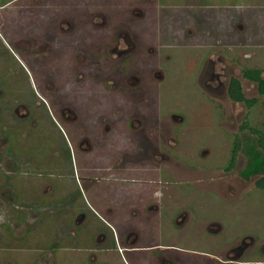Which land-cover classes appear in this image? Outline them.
I'll return each instance as SVG.
<instances>
[{
  "label": "rangeland",
  "instance_id": "374dc122",
  "mask_svg": "<svg viewBox=\"0 0 264 264\" xmlns=\"http://www.w3.org/2000/svg\"><path fill=\"white\" fill-rule=\"evenodd\" d=\"M99 1L0 0V128L4 129L8 139L5 144L7 150L18 159L28 158L41 148L43 149L40 152L48 149L59 151L57 160L65 163V171L69 172L67 180L64 181V189L76 194L73 201L75 210L85 205L82 194L88 201L96 204L99 196L95 195L94 190L97 191L99 187L104 195L101 194L103 206L117 201L114 191L116 188L122 191L125 189L124 192H127L137 188L144 190L148 186V193H151L155 184L141 180V171L128 169L125 164L123 170L109 173L104 171L103 181L94 184L86 181L85 177L89 174L90 177L94 176V166L121 161L120 155L130 150L127 145L134 140V133L130 130V115L140 111L141 107L149 111L153 108V113L145 114L153 118L160 117L164 121H156L157 127L165 128L164 133L172 132L170 168L173 173L165 179L163 185L158 186H164L165 192L168 190L172 198H175L170 202L171 206L192 209L196 223L185 227L181 238H177L180 230L178 227L163 223L164 236L158 237L155 234L159 232L157 226L150 228V225L149 228L156 236L152 240L177 242L180 249L174 248L171 251L177 253L179 260L196 264L219 260L218 256L226 258L229 249L246 240L247 243L255 245L252 246L255 250H247L242 258L249 256L246 260H262L256 264H264V183L258 185V179L264 175V167L249 178L243 176L246 169L254 166L248 160L260 163L264 153L257 150L254 134L242 127L246 123L250 127L264 128V94L260 93L258 82L245 74L246 68L264 70V56L260 58L258 40H254L262 28L264 1L159 0L162 6L150 14L152 23L134 26L141 31V36L137 38L138 51L137 55L132 57V64H135L133 68L140 71L141 75L148 77L154 67L164 70L163 86L161 85L162 89H150L149 100L134 99L135 101L125 98L122 85H125L126 81L119 83V88L116 87L117 84H109L107 81L114 80L113 75L120 80V73L114 70V60L123 64L124 58L129 57L115 59L111 55L113 61L108 64L114 68L111 67L112 71L108 72L110 75L102 74L97 68L98 58L93 55L95 53L81 50V55L86 56L76 57L79 54L75 45L76 31L88 34L91 39H116L115 26L108 24L100 29L85 26L83 31L76 28V31L70 34L66 32V35L61 27L63 20H74L69 18V15L76 18L83 6L89 5L91 12L102 9L106 14L119 9L127 12L129 8L124 5V0H118L115 4L110 0H103L102 3ZM136 3L141 5L139 0H136ZM124 26H120V39L110 41L109 49L112 46L127 47L129 35L126 29L130 30L131 26ZM52 34L59 37L57 41L61 40L62 36L61 49L48 40L45 43L55 49L44 46L39 49L32 40H43V36L49 38ZM81 37L85 39L84 35ZM249 38L251 44L244 47L245 40ZM150 47L156 51L155 54H150ZM260 51L262 53L264 49ZM36 53L38 56L35 57ZM147 53L150 56H147ZM213 53L214 59L210 61ZM160 54H170L172 58L162 64ZM77 60H81L78 63L80 70L74 73ZM98 71L101 72L100 76H97ZM154 73L155 76L160 75H156V71ZM123 75L124 80L130 78L128 74ZM262 75L264 77V72ZM233 76L242 82L247 100L235 101L230 98L228 87ZM133 77L131 80L134 81ZM46 80L53 82L50 87L54 90L45 91L47 97L50 95L53 98L51 102L55 108L59 107L56 102L68 103L77 114L73 122L60 120L62 132L53 126L48 112L40 110L36 105V108L31 106L34 113L30 117L31 121H37L34 125L30 124V118L27 121L17 119L5 110L28 101L39 102L35 90L38 86L44 88ZM156 81L158 80H147L150 84ZM177 115H181L185 120ZM104 120L108 125L103 124ZM122 122L124 126H121ZM105 129L110 130H106L105 136L102 137ZM180 129L187 130L186 136H182ZM175 130H178L180 135L178 142L174 141ZM237 134L241 136L242 149L231 169L228 168L229 159ZM83 136L88 137L93 144V149L89 152H83L79 148L78 138ZM2 139L0 132V143ZM249 149H252V154L248 152ZM178 154L182 163L189 167L197 166V169L186 170L182 163L177 161ZM200 177L203 179L198 180ZM78 184L80 192L76 188ZM59 185H63V182ZM59 185L57 189L61 190ZM191 195V199H198L194 204H197L200 210L189 205L192 204L191 201L184 200ZM179 197L183 201L179 202ZM14 207L18 211L17 206ZM173 209L175 208L171 210ZM62 215L63 209L49 208L30 228L38 230L37 237L46 236L49 223L52 221L54 224L57 221L58 224L64 218ZM88 216L90 218L93 215L88 213ZM48 217L52 218L50 222ZM212 218L220 222L219 229L214 231V240L202 226H197L198 223L202 224ZM56 225L51 228L52 234L58 230ZM88 228L91 241L94 242L97 227L88 224ZM36 236L33 233L29 237L34 239ZM57 236L54 235L53 238ZM58 243L61 241L57 237L55 244ZM184 243L191 246L184 247ZM211 243H214V246H211ZM75 250L71 253L79 251L77 248ZM63 257V263L73 264L77 261L66 260L69 254L65 251ZM25 261L14 260L15 264H24ZM130 261L133 264L151 262ZM86 263L88 260H85ZM114 264H124V261L115 260Z\"/></svg>",
  "mask_w": 264,
  "mask_h": 264
},
{
  "label": "flooded vegetation",
  "instance_id": "af4514ba",
  "mask_svg": "<svg viewBox=\"0 0 264 264\" xmlns=\"http://www.w3.org/2000/svg\"><path fill=\"white\" fill-rule=\"evenodd\" d=\"M103 0H100L99 2L102 3ZM113 4L118 2V0H110ZM141 5H138L136 3V0H124L123 2L125 3L124 5L128 6L129 8L127 9V12H122L120 9L116 12L112 11L111 13L106 14L102 9H97V11H90V6H83V9H80V13H78V16L75 18L71 15H69V18H73L74 20H63V24L61 27L63 28V31L65 32L64 34L66 35L70 34V32L76 31V28H81L83 31V28L85 26H92L93 28H103L107 26L108 24H113L115 26V31H117L115 34L117 36L115 37L116 39L108 38L106 39L105 37H98L96 39H91L89 38L88 34L86 33H79L76 31V49L78 51V56L76 57H85L81 55V50L82 51H87L90 54H93L97 56V68L106 75H110L108 72L112 71L111 67L109 66L108 63H112V58L115 57V59H122L124 56L129 57L128 59L124 58V63L123 64H118V60H114L117 72L120 73V80L116 75L112 76L114 80H107L109 84L114 83L117 84L116 87L119 88V83L125 82V85H122L123 90L125 91V98L128 99V101H135V100H149V94H150V89H162V83H163V78L164 74L161 68H152L150 70L149 77L146 76L145 74L141 75V72L134 69L133 66L135 67V64H132V57L134 55H137L138 51V46H137V38L141 36V31L137 29V27H134L136 25L140 24H150L152 23V19L150 17L151 10L148 11V6L151 5L152 1L149 0H139ZM99 6V5H95ZM109 6V5H108ZM100 8V7H96ZM146 8V9H144ZM112 20V22H110ZM151 20V21H150ZM66 21V22H65ZM124 25H130V30L126 29L128 31L129 39L131 41H126L127 47H117L112 46L109 49V46H111L110 41H115L120 39V34L122 33L121 27H125ZM121 26V27H120ZM97 29V31L99 30ZM62 32V29H60ZM81 31V32H82ZM119 33V34H118ZM81 35L85 36V39L81 37ZM43 40L41 38L39 39H32L33 42L38 45L39 49H43L44 47H47L48 49L54 47H49L45 43L46 40L48 42H52L57 46L58 48L61 49V42L63 43L62 36H60L61 40H56L59 38L56 35H50L49 38H46L43 36ZM27 42V41H26ZM45 43V45H44ZM74 45V44H73ZM120 45V44H119ZM170 47V46H169ZM150 54H155L156 51L152 49L151 47L149 48ZM85 53V52H84ZM38 56V53H36ZM105 54V56H104ZM123 54V56H121ZM162 59L160 61H163L162 64L167 63L166 61L168 59L172 58V55L165 54L164 56L160 54ZM121 56V57H120ZM147 56H150L147 53ZM214 59V53L210 56L209 60L211 61ZM209 60L206 62V64L209 62ZM78 61V62H77ZM77 65L76 68H74V73L75 71L79 72L80 70V65L78 64L81 60H77ZM169 61V60H168ZM205 64V65H206ZM106 67H105V66ZM120 66V68H118ZM114 68V67H113ZM247 69H253V68H246ZM259 69V68H258ZM156 75L155 76V71ZM261 77H263L262 73L264 70H261ZM98 71L97 76L101 75V72ZM84 72H86L84 70ZM123 74H128L130 78L128 77L126 80H124V75ZM132 76L135 79L134 81L131 80ZM247 76V75H246ZM123 77V79H122ZM234 77V76H233ZM231 77V79L233 78ZM238 78V77H235ZM149 79H157L158 81L154 83H148L147 80ZM230 79V81H231ZM106 81V80H105ZM230 81H229V86H230ZM46 84H44V88L41 86H38V88L35 90L36 97L39 99L37 101H28L25 103H21L18 106L12 108L16 114H20L22 117H29L30 115L34 114L32 113V107L39 108L40 110H43L45 112H48L49 115H51L52 119L57 123L60 128L63 129V126L60 122V120H65L68 122H73L74 119L77 118V114L74 111V109L69 106L70 104H61L57 103L56 104L59 106L58 109L55 108V105H53L52 97L48 95L49 97L46 96L45 90L48 89H53L50 87L53 85V82L51 80H46ZM203 83V82H202ZM122 84V83H121ZM162 85V86H161ZM243 92L244 87L241 82ZM259 85V83H258ZM202 86V85H201ZM113 88V87H110ZM54 90V89H53ZM260 91V89H259ZM261 94H264L263 92L260 91ZM228 94H229V87H228ZM230 96V95H229ZM231 98V97H230ZM135 99V100H134ZM131 105L132 103L129 102ZM56 105V106H57ZM21 106L24 108L21 109ZM32 106V107H31ZM51 106V108H50ZM31 107V108H30ZM35 107V108H36ZM147 112L153 113L154 110L153 108L149 110H146L141 107L140 111H135V113L131 116V131L132 134L134 133V140L127 146H130V150L125 151L123 155H120V162H113V163H108L107 165H100V166H94L93 167V177H88L91 179L97 178L99 181H103L104 176L103 172L107 171L109 172H117L118 170H123L124 165L127 166L128 169H138L142 173L141 180L149 183V184H155L152 187L151 193L143 194L146 195L147 197L140 196V198L137 199H131L130 204H125V206L133 205L137 211L133 213V218L130 220L128 227L130 230H126V226L122 224L121 222H116L112 217H106V219H103L99 217V220L101 221L102 227L105 230V241L109 245V248L106 249V252L108 254H117L120 255L124 254L127 257H119L116 256L112 260H102L99 258L88 260V263L86 264H114L115 260H123L124 264H133L131 263L130 260H151L150 264H196V263H190L188 260H179L178 258L175 259L174 253L172 254V249H180L178 246L179 244L177 242H165L164 240H158V241H153L155 234H157L158 237H163V228L164 224L167 223L170 226H175L178 227L179 230V235L177 238H181L183 236L182 230H184L185 227H187L190 223H196V218L193 215V210L192 209H187V208H181L177 205H172L170 202H173L175 198H172L171 192H168V190L165 192V189L162 190L160 186L158 185H163L165 183V179L169 178L168 176L173 173V171L170 168L171 164V155H170V148L172 147V132L169 131L168 133H164L166 131L165 128L162 127H157L155 124L156 121H164L160 117L158 118H153L150 115L147 116ZM44 113V112H43ZM133 113V112H132ZM35 114H38V112H35ZM176 116V115H173ZM183 118L181 115H177ZM185 119L183 118V121ZM136 121V122H135ZM103 124H107V121L104 120ZM108 125V124H107ZM124 122H122L121 126H124ZM61 129V131H62ZM110 130V129H105L104 133L102 135L105 136V131ZM183 133V137L186 136V129H180ZM173 137L174 141L178 142L179 141V132L178 130L173 131ZM167 135V136H166ZM246 136V134H244ZM6 136V135H5ZM255 137V144L257 143V138ZM183 139V138H182ZM252 139V138H251ZM235 140V139H234ZM181 143V140H180ZM78 144L80 145L79 148L83 150V152H89L93 149V144L91 143V140L86 137H79L78 138ZM233 148V147H232ZM241 151V150H240ZM239 151V152H240ZM250 154H252V149H249ZM264 153V152H263ZM181 154V151L180 153ZM177 157V161L182 163L181 157ZM239 154V153H238ZM253 157V155H252ZM231 158V156H230ZM264 158V157H263ZM262 158V161L260 163H255L251 159L248 160V162L254 166H251V168L246 169L245 173L243 174L244 177L249 178L252 175L257 174L263 169L264 165V159ZM123 159V160H122ZM257 159V157H256ZM116 160V159H115ZM231 159H229V165H230ZM184 168L187 169H197V166L195 167H189L186 166L184 163H182ZM228 165V168H229ZM257 165V166H256ZM189 167V168H188ZM184 168H182L184 170ZM107 169V170H104ZM232 169V168H231ZM185 170V173H186ZM264 176L263 174L261 177ZM260 177V178H261ZM86 178V177H85ZM203 179V177H200L198 180ZM97 180V181H98ZM159 180V181H157ZM137 195V193H135ZM184 198V197H183ZM191 197H187L186 199L184 198L185 201H188L193 204H189L191 206H196V209H199V206L197 204H194V201H198V199H191ZM183 201L182 198L179 197V202ZM202 202V200L200 201ZM116 203V205H115ZM118 203L120 202H113L112 207L115 208L118 206ZM124 202H121L120 205H122ZM93 215V208L90 207ZM172 208H175L171 210ZM155 219L156 223H153V220ZM117 223V224H116ZM119 223V224H118ZM201 223V221H200ZM95 225V220L94 218L91 217L89 221V225ZM151 225V226H150ZM153 225H156L159 232L155 233L151 231V227ZM150 226V228H149ZM199 227H203L206 232L210 233L211 238L214 240V231L218 230L220 227V222L219 221H214V219L206 220L204 223L199 224ZM196 226V227H197ZM222 227V226H221ZM153 232L151 234H148L147 232ZM175 235V234H174ZM153 237V238H150ZM152 240V241H150ZM148 243H156L157 245L153 246L155 249L149 250L145 252L144 248H147L145 244ZM187 243V241L185 242ZM184 243V247H190L191 245H186ZM243 243V244H242ZM242 243L238 244L237 246H233L231 249L227 251V256L225 257H220L218 256L219 260H211L207 262L206 264H256L257 261H262V260H246L249 256L246 257L244 260L242 257L244 256L243 254L251 249V252L255 250L254 244L251 242H246L244 240ZM212 244V243H211ZM214 246V243L211 245ZM151 248V247H149ZM148 249V248H147ZM185 249V248H183ZM214 251V250H213ZM217 258V257H216ZM79 262V263H77ZM215 262V263H214ZM63 263L61 260H48L44 261L43 264H60ZM63 264H68V263H63ZM72 264V263H70ZM73 264H85V260H77ZM199 264V263H197ZM202 264V263H200Z\"/></svg>",
  "mask_w": 264,
  "mask_h": 264
},
{
  "label": "crops",
  "instance_id": "0c3cea01",
  "mask_svg": "<svg viewBox=\"0 0 264 264\" xmlns=\"http://www.w3.org/2000/svg\"><path fill=\"white\" fill-rule=\"evenodd\" d=\"M149 1H152L151 5L148 6L151 13H154L156 9L162 6L159 0ZM262 1L264 0H260L259 2L263 3ZM254 40H258L257 44L260 48L259 53L261 58L264 56V51L262 53L260 51L264 49V18L261 31ZM250 41V38L245 40L244 47H246L247 44H251ZM253 43L255 42L253 41ZM23 108L24 107L21 106V109ZM5 110L13 114L17 119L22 118L27 121L28 118L31 117V115L29 117H22L21 113L18 115L9 107ZM1 116L2 112L0 111V117ZM49 119L53 123V126L61 131L60 126L55 123L51 115H49ZM29 122L34 125L37 121H31L30 118ZM0 132L3 137L0 143V264H15L14 260H26L24 264H43L45 260H65L63 257L64 251L69 254L66 260H92L96 258L113 260L116 256L127 257L124 254L120 256L117 254H108V252H106L109 245L105 241V230L103 229L104 227H102L103 224H100L101 221L99 217L103 219H106V217L115 218L114 221H122L121 223L126 226V230H130L128 224L133 218V213L137 210L133 205L125 206V204H130V200L136 197L137 199L140 198V196L147 197L143 195L148 193L149 187L147 184H144L147 186L144 190L137 188L136 190L124 192L125 189L122 191L116 188L114 191L117 196V201L115 202L124 203L122 205L118 203V206L115 208L112 207V203L104 204V206L102 205L104 200L103 197H101L102 193L99 187L97 190L99 192H97L96 189L94 190L95 195L99 196L96 199V204L88 201L86 196L82 194L85 205L79 210H75L73 201H75L74 196L76 194L64 189V181L67 180L69 172L65 171V168H67V166L65 167L66 164L57 160L59 151L48 149L40 152L41 149H43L41 148L40 151H36L28 158L18 159L7 150L5 144L8 139L5 136L4 129L0 128ZM89 176L90 174L86 176V181L92 184L99 182L98 179L94 180L88 178ZM61 181L63 185H59ZM58 185L61 190L57 189ZM78 185H76V188L77 191L79 190L80 192V184ZM162 190H164V186ZM134 192L137 193V195H135ZM14 206H17L18 211L15 210ZM90 207L93 208L94 212L91 217L94 218L95 227H97L94 234V242L91 241V233H89L90 228H88L91 219L88 213H92ZM49 208H55L56 210L63 209L62 216H64V218L62 221L58 222V224L57 221L52 224V218L48 217V222H51L47 227L46 236L37 237L36 232H38V230L30 228V226L37 221L45 211L47 212ZM153 223H156L155 219ZM53 225H56L58 228L57 232L54 234H52L51 230ZM33 233H35L36 238L31 239L29 236H32ZM54 235L60 239L61 243L55 244L57 237L53 238ZM17 238L19 239L17 240ZM155 245L157 244H145L148 248H144L145 252L155 249L153 247ZM75 248L79 251H77V253H71L76 251ZM210 254L214 257L213 252ZM173 255L175 259L178 258L177 253Z\"/></svg>",
  "mask_w": 264,
  "mask_h": 264
},
{
  "label": "trees",
  "instance_id": "16d2710c",
  "mask_svg": "<svg viewBox=\"0 0 264 264\" xmlns=\"http://www.w3.org/2000/svg\"><path fill=\"white\" fill-rule=\"evenodd\" d=\"M245 74L259 83V89L264 93V78L261 77V71L259 69H247ZM229 95L235 101L247 100L242 89L241 81L238 78L233 77L230 81ZM244 129H249L257 138V150L264 152V128H257V126H248L246 123L242 126ZM251 128V129H250ZM242 149V140L240 135L235 136L234 145L231 152L230 168H233L236 164V159L239 151ZM258 185H263L264 176L259 178ZM261 187V186H260Z\"/></svg>",
  "mask_w": 264,
  "mask_h": 264
}]
</instances>
